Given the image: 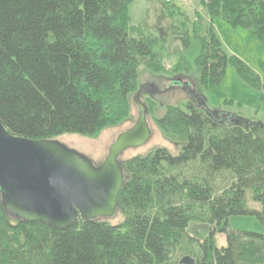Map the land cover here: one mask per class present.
I'll list each match as a JSON object with an SVG mask.
<instances>
[{
	"label": "trees",
	"instance_id": "1",
	"mask_svg": "<svg viewBox=\"0 0 264 264\" xmlns=\"http://www.w3.org/2000/svg\"><path fill=\"white\" fill-rule=\"evenodd\" d=\"M172 1L158 0L151 26L146 18L134 27L133 0H0V124L34 141L93 137L127 116L140 69L165 72L169 42L181 47L174 72L187 77L191 38L200 46L195 91L205 108L213 110L199 88L219 86L229 62L264 90L228 56L212 21L249 31L264 47V0H198L201 11L190 16ZM201 100L154 118L173 152L121 156L120 223L80 218L59 231L16 222L0 206V264H264V123L208 115ZM241 216L255 217L262 231L231 230L229 218ZM193 224L209 230L191 234Z\"/></svg>",
	"mask_w": 264,
	"mask_h": 264
},
{
	"label": "water",
	"instance_id": "2",
	"mask_svg": "<svg viewBox=\"0 0 264 264\" xmlns=\"http://www.w3.org/2000/svg\"><path fill=\"white\" fill-rule=\"evenodd\" d=\"M138 96L139 92L133 99L137 109L134 125L115 138L96 166L57 139L34 141L13 136L0 124V206L5 215L16 222L39 223L59 231L74 227L80 218L112 219L125 182L120 158L151 139L147 108ZM200 104L208 115L234 121L230 114L208 110L204 101ZM179 264L193 261L184 257Z\"/></svg>",
	"mask_w": 264,
	"mask_h": 264
},
{
	"label": "rangeland",
	"instance_id": "3",
	"mask_svg": "<svg viewBox=\"0 0 264 264\" xmlns=\"http://www.w3.org/2000/svg\"><path fill=\"white\" fill-rule=\"evenodd\" d=\"M158 0H133L129 6V15L131 25L137 27L143 19H146L148 25H152L156 19V9ZM198 0H173L183 12L189 16L195 11H201L197 6ZM155 9V10H154ZM213 28L222 44V47L230 57H235L243 62L259 77L261 86H264V47L249 32L240 27H233L220 18H214ZM181 47L178 43L169 42L165 51L161 54L160 63L165 69L163 74L157 72L151 74L145 69H140L137 77L136 91L129 97V108L127 116L116 125L103 128L93 137H79L66 135L58 138L60 142L76 151L86 155L95 163H100L107 155L109 146L115 138L124 131L130 129L137 118V109L133 102L134 97L139 92L138 101L143 103L146 108L153 104L152 113L147 108V123L151 130V139L144 147L135 150H129L124 153L122 159H128L133 156H143L147 153L163 147L173 152V146L168 143L156 126L154 118L162 115L163 110L170 105L182 106L190 97L187 93L164 92L169 81L177 79L183 75L174 72V68L179 61L176 53ZM200 53L199 43L191 38L189 48L183 53L184 60L188 63L189 73L187 79L181 78L184 82L195 84V78L199 75V69L195 65V60ZM164 86V87H163ZM152 88H159L152 90ZM153 91V92H152ZM200 94L207 100L209 109H220L222 111L239 113L248 118L258 117L259 121L264 122V90L263 88H254L248 85L236 72L233 64L229 62L225 68L223 79L219 86L210 89H200ZM201 100V99H199ZM202 101V100H201ZM254 208L259 209L257 206ZM122 220L120 214L115 215L109 220L111 224H118ZM229 228L237 232L262 231L260 223L255 217L241 216L231 217L228 220ZM191 234L197 233L199 236H205L208 228L198 224H193ZM217 247L225 246V236L223 234L215 235Z\"/></svg>",
	"mask_w": 264,
	"mask_h": 264
},
{
	"label": "flooded vegetation",
	"instance_id": "4",
	"mask_svg": "<svg viewBox=\"0 0 264 264\" xmlns=\"http://www.w3.org/2000/svg\"><path fill=\"white\" fill-rule=\"evenodd\" d=\"M181 78L187 79L185 77H178L177 79L171 80L169 81L166 89H164V92H170V91H175V92H181V93H187L190 95L189 98H191L194 102L199 103V99H198V94L195 91V84L191 83V82H184ZM186 83V85H184ZM164 87V86H163ZM152 90H157L158 91V87L157 88H152L150 87ZM153 92V91H152ZM68 147V146H67ZM70 148V147H69ZM72 149V148H71ZM75 150V149H74ZM80 153V152H79ZM82 154V153H81ZM84 155V154H83ZM86 156V155H85ZM87 157V156H86ZM91 160V159H90ZM92 161V160H91ZM93 162V161H92ZM93 164L96 166L99 163H95L93 162Z\"/></svg>",
	"mask_w": 264,
	"mask_h": 264
},
{
	"label": "crops",
	"instance_id": "5",
	"mask_svg": "<svg viewBox=\"0 0 264 264\" xmlns=\"http://www.w3.org/2000/svg\"><path fill=\"white\" fill-rule=\"evenodd\" d=\"M195 81H196V78H195ZM215 110H220V109H215ZM220 111H222V110H220ZM222 112H225V113L233 115V116H238V117H240V119L245 120V121H258V122H261V121H259L258 117H256V116H254L253 118H251V117L245 118V117L241 116L239 113H231V112H226V111H222Z\"/></svg>",
	"mask_w": 264,
	"mask_h": 264
},
{
	"label": "built area",
	"instance_id": "6",
	"mask_svg": "<svg viewBox=\"0 0 264 264\" xmlns=\"http://www.w3.org/2000/svg\"><path fill=\"white\" fill-rule=\"evenodd\" d=\"M171 0H165V3H169Z\"/></svg>",
	"mask_w": 264,
	"mask_h": 264
}]
</instances>
